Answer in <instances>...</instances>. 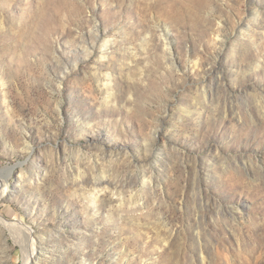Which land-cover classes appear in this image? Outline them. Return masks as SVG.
<instances>
[{"label": "rangeland", "instance_id": "rangeland-1", "mask_svg": "<svg viewBox=\"0 0 264 264\" xmlns=\"http://www.w3.org/2000/svg\"><path fill=\"white\" fill-rule=\"evenodd\" d=\"M0 181V264H264V0H0Z\"/></svg>", "mask_w": 264, "mask_h": 264}, {"label": "bare ground", "instance_id": "bare-ground-1", "mask_svg": "<svg viewBox=\"0 0 264 264\" xmlns=\"http://www.w3.org/2000/svg\"><path fill=\"white\" fill-rule=\"evenodd\" d=\"M8 192V187L5 185L3 182L0 181V200L4 198V196ZM0 225H4L5 227H8L10 230V235L16 234L15 231L12 229L14 226V223L5 221V219L0 216ZM20 229L23 230L24 234V241H25V247L23 248V256H24V263L23 264H30L31 260H33V254H34V248L33 245L30 242V233L27 229H24L22 227H19ZM33 243V242H32Z\"/></svg>", "mask_w": 264, "mask_h": 264}]
</instances>
